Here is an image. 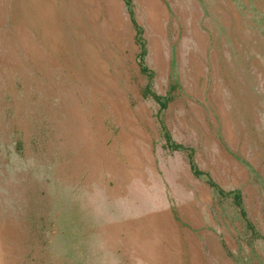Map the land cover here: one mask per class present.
Segmentation results:
<instances>
[{"label": "rangeland", "instance_id": "1", "mask_svg": "<svg viewBox=\"0 0 264 264\" xmlns=\"http://www.w3.org/2000/svg\"><path fill=\"white\" fill-rule=\"evenodd\" d=\"M234 105L264 125V0H0V264H264Z\"/></svg>", "mask_w": 264, "mask_h": 264}, {"label": "crops", "instance_id": "2", "mask_svg": "<svg viewBox=\"0 0 264 264\" xmlns=\"http://www.w3.org/2000/svg\"><path fill=\"white\" fill-rule=\"evenodd\" d=\"M255 109V106L253 107H244L239 108L234 106H229L224 110V112L228 113V129L230 134L233 132L235 135L239 138V143L236 144L235 142L232 143V141H228V146L226 148V151L224 150V153H227L228 156L223 157V161L225 162L224 168H226V174L230 178L231 175L236 174L232 173V167L234 168L236 165L239 168L243 169V172L245 169H254L257 167L255 164V159L251 156V153L256 154L257 147L256 145L248 148L246 145V142H244L243 137L248 136V131H251L252 128H255L258 132V136L263 140L262 137V130L264 129L263 121L258 119L255 112L248 113L245 117L243 116V112H247L246 110H249L250 112ZM227 119V118H226ZM252 122V123H251ZM226 128V127H225ZM227 130H224L225 133H227ZM246 131V132H245ZM245 143V144H244ZM264 152V151H263ZM231 153V155L229 154ZM264 159V156L261 158V160ZM260 160V158H259ZM232 173V174H231ZM237 175V174H236Z\"/></svg>", "mask_w": 264, "mask_h": 264}]
</instances>
